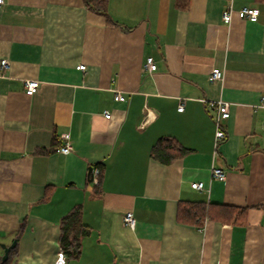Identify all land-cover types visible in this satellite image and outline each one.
<instances>
[{"label": "crops", "instance_id": "0c3cea01", "mask_svg": "<svg viewBox=\"0 0 264 264\" xmlns=\"http://www.w3.org/2000/svg\"><path fill=\"white\" fill-rule=\"evenodd\" d=\"M244 7L259 10L256 22L239 17ZM105 10L0 6V264H54L76 206L86 233L67 264H264V2L108 0ZM214 69L223 79L212 83ZM27 81L40 83L32 96ZM219 101L230 110L221 142ZM66 133L73 150L62 154ZM163 138L184 149L169 164L152 157ZM198 205L206 214L179 219ZM230 209L246 210L245 224L228 223Z\"/></svg>", "mask_w": 264, "mask_h": 264}, {"label": "built area", "instance_id": "2783aa9c", "mask_svg": "<svg viewBox=\"0 0 264 264\" xmlns=\"http://www.w3.org/2000/svg\"><path fill=\"white\" fill-rule=\"evenodd\" d=\"M5 4V0H0V6ZM234 12V8L232 5V1L230 2L228 8L223 13V20L226 24H230L232 20V15ZM259 10L255 8L250 7H244L241 10L238 11L239 17L241 19H247L252 22H256L259 17ZM1 67L2 68H9V62L7 60L1 61ZM146 68L150 72H155L157 70V64L155 63L153 58H148L146 61ZM79 70L85 71L86 67L83 65H80L78 67ZM223 79V73L222 71L218 69H214L211 72L210 75V81L212 83L218 82ZM40 86V83L38 81H27L25 83V91L28 95L32 96L36 93ZM116 101H124L125 97L121 93H117L115 96ZM261 106L264 107V97L262 98ZM210 107L215 109L217 111V117H216V140L217 142H221L226 138V132L221 128V122L223 120H226L230 117V110H229V104L226 102L219 101L217 103H210ZM179 112L184 111V105L180 104L178 107ZM105 118L110 119L111 114L108 112L104 113ZM62 139L64 140V144L61 147L60 151L62 154H68L73 150L72 142L70 135L68 133L62 135ZM100 168L99 167H93L90 171V179L91 182L94 185H99L100 180ZM213 177L217 180L224 181L226 179V172L221 169H214L213 170ZM192 187L194 190L202 191L205 189V184L202 182H195L192 184ZM123 223L127 227H130L134 229L135 227V218L133 213L129 212L126 213L123 217ZM68 257L63 249H60L57 253V257L54 264H67Z\"/></svg>", "mask_w": 264, "mask_h": 264}, {"label": "trees", "instance_id": "16d2710c", "mask_svg": "<svg viewBox=\"0 0 264 264\" xmlns=\"http://www.w3.org/2000/svg\"><path fill=\"white\" fill-rule=\"evenodd\" d=\"M263 1L264 0H260ZM86 7L96 13L99 14H106V5L108 0H84ZM176 152L184 153L183 147L176 143L174 140L169 138H163L158 141V143L154 146L152 151V157L163 164H169L178 156ZM100 176H103V170L100 168ZM196 206V205H193ZM199 209L191 210L189 208H182L179 213V219L181 218L186 219L192 216L195 217H202L206 214L205 206L198 205ZM232 211L231 219L228 223H241L239 221L243 214H245L246 210H237V209H230ZM236 213V214H234ZM245 224V220L243 223ZM85 227L81 223V207L76 206L74 207L70 213H68L61 222V237L60 242L61 246L67 257H76L80 253V236L84 235Z\"/></svg>", "mask_w": 264, "mask_h": 264}, {"label": "water", "instance_id": "95a60500", "mask_svg": "<svg viewBox=\"0 0 264 264\" xmlns=\"http://www.w3.org/2000/svg\"><path fill=\"white\" fill-rule=\"evenodd\" d=\"M92 170V168L90 169V171ZM16 245V242L11 246V247H6V246H2L4 251H5V256H4V260H6L8 258L9 252L12 248H14V246Z\"/></svg>", "mask_w": 264, "mask_h": 264}]
</instances>
